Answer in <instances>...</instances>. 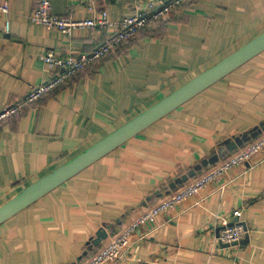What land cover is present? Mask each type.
I'll list each match as a JSON object with an SVG mask.
<instances>
[{
	"label": "crops",
	"instance_id": "1",
	"mask_svg": "<svg viewBox=\"0 0 264 264\" xmlns=\"http://www.w3.org/2000/svg\"><path fill=\"white\" fill-rule=\"evenodd\" d=\"M161 1L51 4L59 15L86 19L106 10L119 22ZM189 1L164 33L142 30L116 56L33 102V88L57 72L44 62L46 52L81 58L118 28L78 29L69 37L29 20L40 0H0L11 10L9 31L0 13V112L20 106L0 124V206L264 31V0ZM262 122L264 51L1 222L0 264H81L169 193V182ZM236 209L250 240L222 247L216 229L232 222ZM109 223L114 233L88 250ZM135 237L129 264H264V154L138 228Z\"/></svg>",
	"mask_w": 264,
	"mask_h": 264
},
{
	"label": "built area",
	"instance_id": "2",
	"mask_svg": "<svg viewBox=\"0 0 264 264\" xmlns=\"http://www.w3.org/2000/svg\"><path fill=\"white\" fill-rule=\"evenodd\" d=\"M185 1L189 0H171L169 3H165L163 0L156 7L152 4L149 12L125 17L119 22H112L109 12L106 10H103L99 17L76 19L71 15L54 13L51 0H40L39 6L34 8L29 15V20L32 23L44 25L48 29H56L69 37L78 29L105 28L114 25L118 28V31L110 40L92 52L84 54L81 58L57 56L53 50L46 52L43 57L44 62L50 68H56L57 72L45 84L33 88L28 100L34 101L43 94L62 86L76 72L83 70L88 64L105 58L138 31L181 8ZM87 7L89 10H93L94 4L91 2ZM10 11L8 3H0V13L7 15L5 31L10 29V19L8 18ZM63 68L65 69L61 71ZM19 108L20 106H10L2 110L0 112V122L15 113ZM259 153L264 154V132L245 143L242 147L230 152V155L223 157L224 159L220 163L209 166L204 172L164 195L156 204L149 206L142 214L125 224L110 242L100 245L81 264H106L108 262L112 264H129L132 247L138 240L135 237L138 228L145 226L157 216L195 195L232 168L250 163L253 157ZM233 214L240 217L241 210L236 209ZM220 226H223V228L214 237L218 245L228 243L230 246H236L232 244L239 243L248 232V229L245 230L244 226L237 222L234 226H228V221L223 220Z\"/></svg>",
	"mask_w": 264,
	"mask_h": 264
},
{
	"label": "water",
	"instance_id": "3",
	"mask_svg": "<svg viewBox=\"0 0 264 264\" xmlns=\"http://www.w3.org/2000/svg\"><path fill=\"white\" fill-rule=\"evenodd\" d=\"M168 19L169 16L166 15L162 20L156 22V24H160ZM263 51L264 31L231 54L224 57L222 60L218 61L210 68L193 77L191 80L171 92L165 98L149 107L141 114L129 120L115 131L97 141L92 146L88 147L86 150L74 156L72 159L63 163L54 171L24 188L21 192L0 206V223L19 210L29 206L76 173L80 172L107 153L125 143L127 140L143 131L174 109L178 108L192 97L201 93L220 79L224 78L229 73L242 66ZM64 69L65 68H63L62 71ZM262 126H264V122L254 126L249 131L240 133L234 138H228L214 154L208 158H204L200 163L188 170V172L177 176L174 180L169 182L166 189H176L178 185L195 177L202 169L217 163L228 153L236 150L239 147H242L251 139L258 137L262 131ZM161 191H157L156 194L162 195ZM118 222H120V220ZM235 222L243 225L245 230L248 229L246 222L240 221L238 216H236L232 222L228 223V226H234ZM221 228H223V226H220L216 229L217 235L219 234ZM114 230V223H109L100 227L96 232L95 237L92 238L88 246V250H92L94 247L99 246L104 239H106L110 234L114 233ZM249 240V233L247 232L245 237L239 243L235 242L232 245H245L249 242ZM221 246L228 247L230 244L223 243ZM85 254H87V252H85ZM72 264H77V262Z\"/></svg>",
	"mask_w": 264,
	"mask_h": 264
},
{
	"label": "trees",
	"instance_id": "4",
	"mask_svg": "<svg viewBox=\"0 0 264 264\" xmlns=\"http://www.w3.org/2000/svg\"><path fill=\"white\" fill-rule=\"evenodd\" d=\"M171 0H165V3H169ZM193 1H195V0H192V2ZM191 2V3H192ZM190 3V1H185L184 3H183V5L181 6V7H184L186 4H189ZM180 10V8L179 9H177L175 12H173V13H171L170 15H168L169 16V19H171L178 11ZM163 19V18H162ZM161 19V20H162ZM168 19V20H169ZM168 20H166V21H168ZM166 21H164V22H162V23H160V24H156V22H154L153 24H150V25H148L146 28H144V29H142V30H145L146 29V31L147 32H151V31H153V30H155V29H160V28H162L163 29V33L165 32V24H166ZM142 30H140V31H138L136 34H134L129 40H127L126 42H124V43H122L121 45H119L117 48H115L112 52H110L105 58L107 59V58H111V57H113V56H116L119 52H121L122 51V49L124 48V46H126V44H128L132 39H134L135 37H137L139 34H141V31ZM146 32V33H147ZM162 33V34H163ZM162 34H160V35H162ZM159 35V36H160ZM113 36H115V34L113 35ZM113 36H110L106 41H108V40H110ZM105 41V42H106ZM104 42V43H105ZM105 58H103V59H105ZM103 59H101V60H103ZM100 61V60H99ZM99 61H95V62H93V63H91V64H88L83 70H85L86 68H88L89 66H91L92 64H94V63H97V62H99ZM82 71V70H81ZM54 91V90H53ZM50 92H52V91H50ZM49 93V92H48ZM48 93H46V94H48ZM45 96V94H43L40 98H42V97H44ZM40 98H38V99H36V100H34L33 102H35V101H37V100H39ZM14 114H16V113H13L11 116H13ZM4 122V120L2 121V122H0V124L1 123H3ZM263 127L264 126H262V130H263ZM260 133H262V131L260 132ZM260 135V134H259ZM254 139V138H253ZM252 140V139H251ZM250 140V141H251ZM205 169V168H204ZM203 170V169H202ZM189 181V180H188ZM188 181H186V182H188ZM186 182H184V183H186ZM184 183H182V184H184ZM182 184H180V185H182Z\"/></svg>",
	"mask_w": 264,
	"mask_h": 264
}]
</instances>
